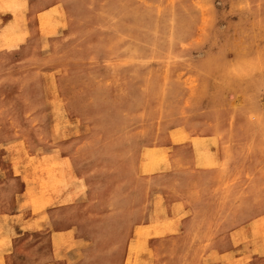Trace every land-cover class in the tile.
<instances>
[{"label":"rangeland","instance_id":"374dc122","mask_svg":"<svg viewBox=\"0 0 264 264\" xmlns=\"http://www.w3.org/2000/svg\"><path fill=\"white\" fill-rule=\"evenodd\" d=\"M25 1L29 31L0 26V211L76 229L56 264H264V0ZM35 228L7 264L51 261Z\"/></svg>","mask_w":264,"mask_h":264},{"label":"crops","instance_id":"0c3cea01","mask_svg":"<svg viewBox=\"0 0 264 264\" xmlns=\"http://www.w3.org/2000/svg\"><path fill=\"white\" fill-rule=\"evenodd\" d=\"M28 3L25 0H0V10L1 15L3 17L8 16V14H16L18 18H13V20L6 21L5 20L0 23V26H5L7 24H12L15 27L17 32H28V25L24 23V19L27 17L24 13L18 10L27 9ZM11 12V13H10ZM38 18L41 14L47 12V8L38 11ZM18 13V14H17ZM23 20V28L20 26V20ZM18 20V22H17ZM39 25V20H38ZM10 158L14 159V155L10 154ZM14 162V160H13ZM12 172L15 175L20 177L19 172V163H12ZM18 173V174H17ZM21 179V178H20ZM23 179L20 180V182ZM24 189L29 193L32 192L31 189H34L32 186L27 184H23ZM67 185V184H63ZM65 189V187H63ZM61 191L62 188H58L55 190L54 194L60 192L58 199L61 200ZM54 196V195H53ZM52 196V197H53ZM66 198V197H65ZM48 198L46 195L38 196V200L31 199V204L34 205V209H40L43 206L45 207L48 203ZM21 208L16 207L13 208L12 211L6 212L5 210L0 211V240L3 241L0 245V264H7L8 255L13 253L16 250L15 239L21 237V235L27 232H35L39 229L35 228L38 224L39 227H42L49 237V244L51 247V261L47 262V264H56L55 262H60L61 259L72 260L74 255L79 252L81 248V240L76 235V229L73 227L61 228V229H53L50 221L47 223V217L38 220L37 217L30 215V213H21ZM46 214V213H45ZM47 216V215H46ZM50 220V218H49ZM41 221V222H40ZM52 222V221H51ZM61 252H64L65 255H61ZM16 253V252H15ZM76 261V260H74ZM74 263V262H73ZM66 264H71V262H66Z\"/></svg>","mask_w":264,"mask_h":264}]
</instances>
